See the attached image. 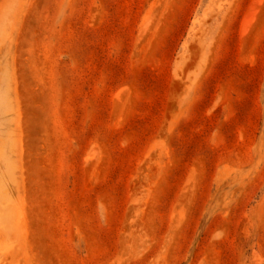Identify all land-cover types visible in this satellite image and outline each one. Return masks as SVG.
<instances>
[{
	"label": "rangeland",
	"instance_id": "rangeland-1",
	"mask_svg": "<svg viewBox=\"0 0 264 264\" xmlns=\"http://www.w3.org/2000/svg\"><path fill=\"white\" fill-rule=\"evenodd\" d=\"M0 264H264V0H0Z\"/></svg>",
	"mask_w": 264,
	"mask_h": 264
}]
</instances>
